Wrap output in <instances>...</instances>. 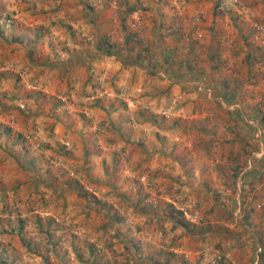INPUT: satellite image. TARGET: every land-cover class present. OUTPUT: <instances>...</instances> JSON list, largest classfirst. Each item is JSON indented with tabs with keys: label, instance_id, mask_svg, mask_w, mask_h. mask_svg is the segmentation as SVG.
<instances>
[{
	"label": "rangeland",
	"instance_id": "1",
	"mask_svg": "<svg viewBox=\"0 0 264 264\" xmlns=\"http://www.w3.org/2000/svg\"><path fill=\"white\" fill-rule=\"evenodd\" d=\"M0 264H264V0H0Z\"/></svg>",
	"mask_w": 264,
	"mask_h": 264
},
{
	"label": "crops",
	"instance_id": "2",
	"mask_svg": "<svg viewBox=\"0 0 264 264\" xmlns=\"http://www.w3.org/2000/svg\"><path fill=\"white\" fill-rule=\"evenodd\" d=\"M53 18H54L53 15H48L46 22L53 21ZM73 19H74V17H71L70 19H66V23H71V20H73ZM60 22H63V21L60 20ZM43 24H47V23L44 22Z\"/></svg>",
	"mask_w": 264,
	"mask_h": 264
}]
</instances>
